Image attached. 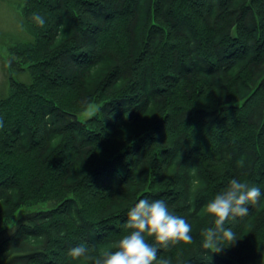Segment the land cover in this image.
I'll return each instance as SVG.
<instances>
[{
  "label": "trees",
  "instance_id": "obj_1",
  "mask_svg": "<svg viewBox=\"0 0 264 264\" xmlns=\"http://www.w3.org/2000/svg\"><path fill=\"white\" fill-rule=\"evenodd\" d=\"M20 11L33 42L13 47L0 101V264H93L69 250L95 257L119 240L139 199L192 226L190 244L146 237L158 260L256 264L264 196L225 222L240 239L220 253L203 246L215 226L203 208L234 178L264 193V0H25ZM20 64L28 85L11 74Z\"/></svg>",
  "mask_w": 264,
  "mask_h": 264
},
{
  "label": "clouds",
  "instance_id": "obj_2",
  "mask_svg": "<svg viewBox=\"0 0 264 264\" xmlns=\"http://www.w3.org/2000/svg\"><path fill=\"white\" fill-rule=\"evenodd\" d=\"M31 19L43 27L45 19L39 13H33ZM63 36V26L57 39ZM3 126L0 120V127ZM237 167L243 168V159L237 161ZM191 174L196 175L195 167ZM191 191L195 192L203 186L198 178L191 181ZM261 189L239 179H231L225 190L216 194L203 208V212L214 218V227L203 230L206 250L220 253L226 247L233 246L237 234L230 227H225L229 217H244L249 213V205L261 201ZM128 230L119 240L111 242L98 249L95 257L89 255V250L83 245L72 247L68 255L74 260L93 264H171L168 258L157 259L158 250L150 244L146 237L154 238L156 243L164 248L170 244L192 242V226L182 216L173 214L163 200L139 199L127 211Z\"/></svg>",
  "mask_w": 264,
  "mask_h": 264
},
{
  "label": "rangeland",
  "instance_id": "obj_3",
  "mask_svg": "<svg viewBox=\"0 0 264 264\" xmlns=\"http://www.w3.org/2000/svg\"><path fill=\"white\" fill-rule=\"evenodd\" d=\"M24 1L0 0V101L7 97L9 89L6 63L9 58L17 60V57L12 55L13 47L33 42V38L26 30L20 13ZM11 74L21 84L28 85L31 82L30 73L24 65H17ZM23 211L20 210L15 219ZM256 264H264V255Z\"/></svg>",
  "mask_w": 264,
  "mask_h": 264
}]
</instances>
